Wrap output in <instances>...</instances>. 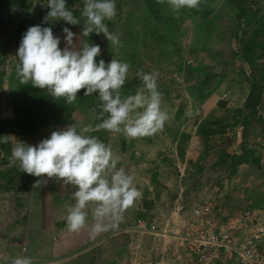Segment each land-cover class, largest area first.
<instances>
[{
    "label": "trees",
    "instance_id": "1",
    "mask_svg": "<svg viewBox=\"0 0 264 264\" xmlns=\"http://www.w3.org/2000/svg\"><path fill=\"white\" fill-rule=\"evenodd\" d=\"M209 1L0 0V9L21 13L14 27V40L6 37L4 28L0 26V82L2 75H6L11 81L19 74L17 86L10 90V109L14 107L16 111L13 110L12 116H0V178L4 179L5 184L8 187L17 185L15 188L26 190L35 175L31 168L9 171L1 169L10 158L14 144L12 136L16 134L20 139H28L43 129L64 126L72 118V125L79 124L78 118L74 116L82 113L84 119L93 124L89 132L83 134L80 128L79 133L68 138L63 133H53L48 140L51 152L45 160L49 162L55 157L54 159L64 161L62 158L66 157L68 146H72L75 152L80 149L83 154L89 153L91 168L85 169L86 165L81 163V157L76 154L75 162L68 163L66 174H76L82 179L90 174L97 178L92 182L85 179L87 185L85 184L84 191L88 195L86 198L90 197L88 199L97 207L95 212L98 211V215L92 213L93 219L99 220L102 225H106L109 220L107 216L116 218L115 213L120 210L119 207L124 211L130 205L137 218L151 220L154 214L150 213L149 209L153 205L152 201L145 199L149 195L147 188L149 185L153 186V189L162 185L167 188L159 179L161 175L158 170L163 166L174 168V150L166 145L167 140L169 143L176 141L174 153L179 159L183 157L182 145L188 140L189 134L186 131L179 132L178 129L180 117L187 120L189 103L195 107L201 104L207 107V103L214 102L216 109L225 106L224 99L218 98L224 79L221 77L209 83L207 77L216 76L212 70V62L221 63L222 57L227 59L226 49L231 46L239 48L237 57L242 64L247 65L246 73L239 69L242 75L248 78L249 70L252 69L257 71L258 77L248 78V88L240 105L235 108V115L229 117L209 114L201 117L199 121H196V116L193 115L191 124H195V135L200 140L203 146L200 150L204 153L208 150L210 136L222 135L232 126L240 127L241 143L238 151L230 152L221 147L213 162L216 169L225 172V179H230L238 172L241 164L259 166V154L254 153L255 148L249 145V141H254L257 137L264 141V114L260 112L263 92L260 80L264 76V65L254 64L256 58L264 57V21L251 15L252 10L247 6L249 0H226L231 6L230 12L212 9ZM184 11L199 13L200 16L192 29L189 48L186 49V53L191 56V59H188L192 65L197 61V46L209 41L211 36L218 41L216 46L210 47L214 56L206 59L202 66L193 67L186 65L187 59L181 60L184 52L177 44L182 37ZM232 12L234 15L231 17ZM32 44L41 46L47 53L49 75H39L32 70L29 61L22 63L11 57L8 59V68L5 71L2 69L7 55L21 53L26 56L29 54L27 47ZM168 47L172 53H167ZM143 49H147L144 57V54H141ZM153 54L157 57L154 58ZM166 55L170 56L167 65L160 66V61L156 60L163 59ZM202 59L204 61V57ZM123 61L125 65L122 64ZM153 62L159 66L158 75ZM180 66L185 69L184 74H190L185 83H181L177 78ZM172 67L176 72L170 71ZM223 95L226 96V93ZM164 108L171 110L172 119H165L164 112H161ZM138 111H141L139 120L133 118V114ZM155 115H158L159 120L153 129L151 118ZM129 121L132 125L135 123L136 128L130 126L128 130H123L118 138L108 139L105 136L108 131H116L117 128H122L123 122ZM114 125L117 126L114 128ZM158 132L164 134L166 139H157ZM154 144L161 147H153ZM124 152L127 156H118ZM98 160L100 161L96 162ZM137 161H141L146 171H157L151 172L142 182L135 174L137 170H132ZM48 162L43 166L47 179L54 173L60 175L61 171H57L55 166L48 167ZM110 169H114L116 173L112 174ZM201 169V164L195 165L191 171V177L194 179L191 183L196 182L195 178L201 173ZM109 176L115 178L112 187ZM6 185L4 187L7 189ZM113 186L121 189V197L125 199L122 203H111L109 200L112 197L106 194V189L112 191ZM176 191L173 189L166 192L169 203ZM136 192L140 193L143 201L141 208H135L133 205ZM188 192L189 189L183 192V204H186ZM257 202L249 201L247 204L254 207ZM50 204L52 205L51 200ZM11 209L14 210L11 225L23 227V222L29 219L28 210L21 211L17 205ZM101 209L104 212L99 216ZM80 211L83 213L82 217H87L86 209L78 208L77 213L73 214V221H78L75 217ZM63 222L65 221L60 223L54 218L52 231L32 235L30 239L25 234L23 242L36 250L42 249V254L50 258V250L54 246L50 242V236L64 233L61 227ZM78 224L76 230L71 232L76 234L79 229L87 233L85 229L88 230V227L82 223ZM19 237H23V232H18L15 238ZM95 248L86 249L63 264H96L102 257ZM72 250L76 251L78 247ZM55 255L60 256L58 250ZM107 259L112 260L111 257Z\"/></svg>",
    "mask_w": 264,
    "mask_h": 264
},
{
    "label": "rangeland",
    "instance_id": "2",
    "mask_svg": "<svg viewBox=\"0 0 264 264\" xmlns=\"http://www.w3.org/2000/svg\"><path fill=\"white\" fill-rule=\"evenodd\" d=\"M208 3L214 10L221 9L224 12L232 11L231 6L229 5V3H227L226 0H210ZM247 6H250V9L252 10L251 15H254L255 18L260 17L264 21V0H249ZM19 15H21V13L19 14V12L16 10H4L3 8L0 9V26L4 28L5 35L6 37H9V39L14 40V27L20 19ZM233 15L234 13L232 12L231 17ZM218 16H220V14ZM182 17V37H180L181 40L177 45L183 48L184 55L182 56L181 60L184 61L185 59H187V61H185L186 65H192L190 61L191 56L186 53V49L188 50L189 48L192 29L195 26L196 21L199 19L198 17L200 16L199 13L184 11L182 12ZM202 26L203 25H201V27ZM262 30L264 31V26ZM208 39L211 44H209V41H205L204 43L200 44V46L196 47L195 53L196 56L198 55V57L197 61L193 62V67L204 65L203 63H205L206 59L214 56V52L210 47L216 46L218 44V41L214 38V36H211ZM27 49L29 51V54L26 56L21 53H17L14 55L12 53V55H7V59L4 60L2 69L5 71L8 68V59H10L11 57L12 59L15 58L16 61H20L22 63L29 61L30 65H32V70L39 75H49L50 67H48L47 64V53L43 50V48L36 44H32L29 45ZM143 50L144 51H141V54L143 53L144 57L147 54V49ZM238 51L239 48L237 49L236 46L227 48L225 53V56H228L227 59H224V57H222V60H220L221 63L216 61L212 62V70L215 71L216 76L214 78L207 77V81H209V83H212L213 81H215V79H220L221 77L222 79H224V83H221L222 92L218 95V98L224 99L225 106L221 109H216L215 103L209 102L210 104L207 103V107H203V104H201V106L195 107L192 106V103L190 102L191 100L189 98L190 103L188 105L186 116L189 122L187 120H183V117H180L181 123L178 129L179 132L186 131L189 134L188 140L182 145L184 150L183 157L182 159H179L174 153L177 145L176 141L169 143L167 140L166 145L171 146V148L174 150H172V155L174 157V168L171 169L169 168V166H163L161 167V169H158L161 175L159 179H161V181H163V183L167 185V188H163L165 186L162 185L161 187H157V189H153V186L149 185L147 188L149 191V195L145 199H149L150 201H152L151 203L153 206H151V208L149 209L150 213H157L159 215L166 210L169 211V213L170 211H174L173 217L177 221L170 222L169 220V223L171 226L178 223L182 224V228L179 229L180 231H182L188 224L192 223L190 217V205L195 201L210 202L212 211H215L217 213V218L218 216L222 217L223 215L228 217H232L234 215L236 217L238 213L240 214L241 212L248 210V215L252 219V222L250 224V231L254 232L257 235L256 237L258 239H261L260 242L264 243V141H262L261 137L255 138L254 141L253 139L249 141V145L255 148L254 153L256 152L257 154H259V166L255 167L247 164H241L239 166L238 172L232 175L230 179H225V172L220 169H216L213 166V162L217 156V151L221 147H225L230 152L238 151V147L241 143L240 127L232 126L229 127L227 131L222 135L210 136L207 143L208 150L204 153L202 150H200L203 146H201L200 140L195 135V124H191L193 115L196 116V121H199L201 117L209 114L228 115L229 117H231V115H235V108L236 106L240 105L241 100L244 98V95L248 88V78L254 79L255 77H258L257 71L252 69L249 70L248 78L242 75L239 69L241 68L242 71L245 72L247 69V65L240 62V58L237 57ZM167 53H172L170 52V47L167 48ZM153 57L156 58L157 55L153 54ZM203 57L204 61L202 59ZM169 59L170 56L166 55L165 58H161L156 61H160V66H166V62ZM122 64L125 65V62L123 61ZM154 64V70L158 75L159 66L157 63ZM254 64H259L261 66L264 65V57L262 56L256 58L254 60ZM170 71L176 72V69L172 67L170 68ZM184 71L185 69L183 68V66H180L179 75L177 78L181 83H185L186 81H188L187 77L190 76V74H184ZM15 77L16 78L11 81H9L6 75H2L1 77L0 116H12L13 110L16 111L14 107L13 109H10L12 99V92L10 90L17 86L16 84L19 81V74H17ZM260 84L263 88V92L261 94L262 100L260 103V112L264 114V76H262ZM223 93H226V96H224ZM185 94L190 97L187 92H185ZM161 112H164L165 119H172L173 113L169 108H164L163 110H161ZM140 113L141 111H138L137 113L133 114V118L139 120L140 116L138 115H140ZM74 118H78L79 124L72 125V118L70 121H68L69 123L64 126H56V128L53 129H43L41 131H38L34 136L28 139H20L16 134L11 137L12 141H14V144H12L10 158L1 166V169L9 171L11 169L15 170L21 168L22 170L23 168H31V170H34L33 173L35 175L31 181V185H29L28 189L26 190H19L18 188H15L17 187V185H13L14 187H8V185L5 184L4 179L0 178V264H63L65 261L73 258L76 254H80L83 251V249H78V251L76 252L73 250L69 251L71 247H69V249H67L68 247H63L62 250H60L59 247H61L62 242H59V244L57 243L59 241L58 235L50 236V242L52 244L57 243V246H52L53 248H51L50 250V252L54 254L55 258H46L42 254V249L39 248L40 250H36V248H32L30 244L27 245L26 243H24L23 239L25 240V234L26 237L30 239L32 235H42V233H44V231H40V225L43 224L42 222H40V220L43 216V220L46 219V222H48L49 224L54 223V218L56 221H60V223L64 220V225L69 222H71L70 224H72L74 216L72 217L71 215L77 213L78 208H81L83 210L86 209L87 217H82L83 213L80 211V213L75 218L78 220L76 222H80L78 225L82 223L85 225V227H88L90 229L91 233L88 234L87 240L91 238H98V241H100L99 239L105 241V239L112 234L109 232L106 233L105 231L108 227H110L109 220L107 221L106 225H102L99 220L93 219L94 216L92 213L96 211L97 207L96 204L92 202V200H89L90 197H88L89 199L86 198V196L88 195L84 191L86 189L85 186L87 185L85 183V179H90V181L92 182L97 178L90 174L84 179L76 174H71L70 176L66 174L68 163L75 162L76 154L81 157V163L86 165L85 169H87L88 167L91 168L92 166L89 164L91 156L88 155L89 153L83 154L80 149L79 151L75 152V149L72 146H68V151L65 153L66 157L62 158L64 159V161L61 159L59 160L58 158L54 159L55 157H53V160H50L49 162L46 161L51 152V146L48 144V140L53 135V133L60 132L63 133L66 138H68L70 135L79 133L80 128H82L81 131L83 134H87V132H89V130L92 128L93 124L90 121L84 119L82 113L77 114L76 116H74ZM158 120V115H155L151 118V125L153 129H155ZM116 126L117 125H114V128ZM130 126L136 128L135 123H133L132 125L130 121L123 122L122 128H117L116 131L112 132L108 131L105 136L108 139L115 137L118 138L122 135V131L128 130ZM161 138H165L164 134H159V136L157 137V139ZM153 147L160 148L161 145L154 144ZM116 154L118 153L116 152ZM122 155L125 156L126 153H119L118 156L122 158ZM111 156L112 154H110L109 157ZM148 157L149 156H147L146 158ZM148 160H150V158H148ZM99 161L100 160L96 162ZM141 161H137L132 170H137L135 174L138 175L139 179L142 182H144L151 172H156L157 170L155 169V171L152 170L151 172L146 171L142 167ZM46 162H48V167L55 166V169H57V171H61V174L57 176L58 173H54L49 179H47V176L45 174V167L43 168ZM196 164L202 165L201 173L197 174L198 177L195 178L196 182L191 183V181L194 180L193 177H191V171H193ZM110 170L112 174L116 173L114 169ZM108 179L110 180V182L108 180V182L110 183V187H112L115 178L112 176ZM5 185L8 187L7 189L4 187ZM173 189L177 191L173 200H170L171 202L169 203V201L167 200L168 196L166 192H171ZM186 189H189V192L187 193L188 199L186 201V204H183V192L185 193ZM110 192L111 190L107 191L106 189L107 195ZM134 196V207H143V201L141 200L140 193L136 192ZM48 200L52 201L50 209L47 205ZM249 201L251 203H253L254 201L257 203L254 207H252L251 204H247V202ZM14 202L16 203L15 205ZM59 203L65 205L64 213L61 212L60 214H56L54 209L55 207H57V205L60 206ZM80 204H82V206H80ZM13 205H17L18 208L21 209V211L28 210L29 219H27L26 222H23V227L21 225L20 227H15L10 223L14 215V210L11 209L14 208ZM38 206L41 209L40 211H38ZM95 214L94 215L97 216L98 211L95 212ZM117 216L119 215L117 214ZM107 217L110 220L116 219L114 216H112V218L110 216ZM160 217H162L161 214L159 215V218ZM157 223L160 224L161 222L157 221ZM63 224H61V227L65 230V232L67 230H70L65 229L66 227ZM125 229L119 230L121 231L120 233L122 234L124 232L126 234V231H123ZM79 231L81 230L78 229V232ZM18 232H23V237H19L16 239L15 237ZM236 235L240 239L243 236V233L241 230H238ZM85 239V236L81 238V240ZM133 241L134 239L132 240V242ZM74 243L75 242H72V244ZM101 243H93L89 248L86 247L85 249H93L96 247L95 249H98V252H101L104 248L101 246L103 245ZM57 250L60 251L59 257L55 255ZM132 250L134 251V249H131V251ZM173 255L175 257L174 253ZM173 255L169 254L168 256L167 261H169L170 259V263L172 262L171 260L173 259ZM235 261L236 258L232 260V262Z\"/></svg>",
    "mask_w": 264,
    "mask_h": 264
},
{
    "label": "built area",
    "instance_id": "3",
    "mask_svg": "<svg viewBox=\"0 0 264 264\" xmlns=\"http://www.w3.org/2000/svg\"><path fill=\"white\" fill-rule=\"evenodd\" d=\"M190 207L192 223L175 234L181 239L182 254H176L171 264H264V243L250 231L248 210L236 217L217 218L210 202L195 201ZM157 226L141 217L132 224L139 233L152 236H165L169 231L168 227L158 229ZM238 230H242L241 239L236 235ZM234 258L236 261L232 262Z\"/></svg>",
    "mask_w": 264,
    "mask_h": 264
},
{
    "label": "crops",
    "instance_id": "4",
    "mask_svg": "<svg viewBox=\"0 0 264 264\" xmlns=\"http://www.w3.org/2000/svg\"><path fill=\"white\" fill-rule=\"evenodd\" d=\"M113 187L114 188L109 193V196L112 197L111 199H109L111 200V203L114 202L117 204V203H122L123 200L125 201V199L121 197L123 194V193L120 194L121 189H119L118 187L115 188V186ZM47 205H48V208L50 209V206H51L50 200H48ZM59 205L60 206L57 205V207H55L54 209L56 214H60L61 212L64 213L65 205L60 204V203ZM111 205L113 206V204H110V206ZM105 206H108V204H105ZM126 208H125L126 210L124 209L123 211V209L119 207L120 210L116 211L117 213H115L116 219L115 220L109 219L110 227L107 228L106 233L109 232L112 234L109 235V237H107L106 239L104 238L105 241H103L102 239H99L100 241H98V238L97 239L91 238L87 240L88 234L91 233L89 228L88 230L85 229L87 233L82 232L81 230L78 233L73 234V232L71 231H74L77 227L76 225L79 223L76 221H73L72 224H70L71 222H69L64 225L66 227L65 229H70V230H67L65 232V230L63 229L62 231L64 233L60 235L58 234H52V235L53 236L58 235L59 237V241L57 242L58 244L59 242H62L61 247H59L60 250H62L63 247L65 248L68 247L67 249L71 247L70 248V251H71L72 249L78 247V249H83L84 251L86 250L85 249L86 247L89 248L93 243L100 244L102 242L101 244L103 245L101 246L104 248H103V251L99 252L102 258L98 259L99 261L96 264H169L170 259L169 261H167L169 254L173 255L174 253L176 255V254L182 253L183 247L180 244L181 239L176 236L180 232L179 229L182 228V224L178 223L176 224L177 226L176 225L171 226L169 223V220L170 222L177 221L173 217L174 211L172 212L170 211V213L167 210L163 211L162 213H160L162 215V217H160L161 219L159 218L160 214L158 215L157 213L156 214L154 213L153 218L147 222L157 224L158 229L163 226L168 227L169 231H167V234L165 236L161 234L157 236H152L151 233H139L135 229H132V224L134 223L137 217L132 211L131 205ZM40 210L41 209L38 206V211ZM103 212L104 210L102 211L101 209L99 216H101ZM117 214L119 216H117ZM71 216L73 217V214ZM43 218L44 216L41 217V220H40V222L43 223L40 225L41 226L40 231H44V233L47 234L49 233V231L53 230L52 229L53 224H49L48 222H46V219L43 220ZM157 221L161 223L159 224L157 223ZM128 227H129V230H128ZM122 229H125L123 231H126V235L124 232L122 234L120 233L121 231L119 230H122ZM80 233H83V234H80ZM83 236H85L86 238L85 240H81ZM132 238L134 239L133 242H132L133 240ZM72 242H75V243L72 244ZM57 243L53 245L57 246ZM131 249H134V251L133 250L131 251ZM50 255L51 257H54V254H52L51 252H50ZM108 257L109 258L111 257L112 260L111 261L108 260L107 259Z\"/></svg>",
    "mask_w": 264,
    "mask_h": 264
},
{
    "label": "clouds",
    "instance_id": "5",
    "mask_svg": "<svg viewBox=\"0 0 264 264\" xmlns=\"http://www.w3.org/2000/svg\"><path fill=\"white\" fill-rule=\"evenodd\" d=\"M251 222H252V219H251ZM241 231H242V230H241ZM253 233H254V232H253ZM254 234H255V233H254ZM255 235H256V234H255ZM241 238H242V237H241ZM241 238H240V239H241ZM259 240L261 241V239H259Z\"/></svg>",
    "mask_w": 264,
    "mask_h": 264
}]
</instances>
